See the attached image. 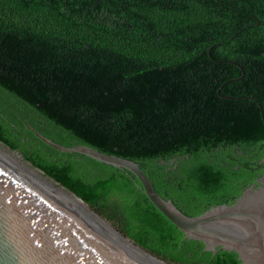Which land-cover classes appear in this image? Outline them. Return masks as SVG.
Here are the masks:
<instances>
[{"label": "trees", "instance_id": "obj_1", "mask_svg": "<svg viewBox=\"0 0 264 264\" xmlns=\"http://www.w3.org/2000/svg\"><path fill=\"white\" fill-rule=\"evenodd\" d=\"M238 78L222 97L264 115V0H0V90L82 146L138 164L188 217L264 157L257 107L219 97ZM0 143L164 262L238 264L180 244L132 173L28 141L2 118Z\"/></svg>", "mask_w": 264, "mask_h": 264}, {"label": "water", "instance_id": "obj_2", "mask_svg": "<svg viewBox=\"0 0 264 264\" xmlns=\"http://www.w3.org/2000/svg\"><path fill=\"white\" fill-rule=\"evenodd\" d=\"M243 77L241 68L234 64ZM219 90V97L234 103L257 107L246 100H230ZM227 98V99H226ZM0 118L28 141L43 142L53 149L87 156L102 164L132 173L147 199L176 228L183 239L200 241L211 258L219 251H229L238 264H264V157L253 163L259 168L239 178L217 206L188 217L154 190L139 165L92 148L82 146L40 120L10 95L0 90ZM15 155L0 153V264H168L150 254L117 231L106 220L80 201L73 193L48 178L26 161L18 151L0 143ZM31 173L52 182L84 205L72 201L46 185Z\"/></svg>", "mask_w": 264, "mask_h": 264}, {"label": "bare ground", "instance_id": "obj_3", "mask_svg": "<svg viewBox=\"0 0 264 264\" xmlns=\"http://www.w3.org/2000/svg\"><path fill=\"white\" fill-rule=\"evenodd\" d=\"M0 153L3 154L4 156H6L8 158L9 157H15V155H12L11 153H9L8 151H6L4 148L0 147ZM34 176H36L39 180H41L42 182H44L46 185H48L49 187H51L52 189H54L55 191H57L58 193H60L61 195H63L64 197H66L67 199H69L70 201H72L74 204H76L77 206H79L81 209L84 208V205L77 201L73 196H71L70 194H68L67 192H65L63 189H61L60 187H58L57 185L53 184L50 181H47L43 178H41V176H39L37 173H31Z\"/></svg>", "mask_w": 264, "mask_h": 264}]
</instances>
